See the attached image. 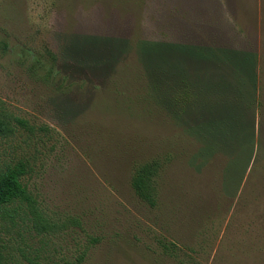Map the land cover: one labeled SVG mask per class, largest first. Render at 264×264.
<instances>
[{
	"label": "rangeland",
	"instance_id": "obj_1",
	"mask_svg": "<svg viewBox=\"0 0 264 264\" xmlns=\"http://www.w3.org/2000/svg\"><path fill=\"white\" fill-rule=\"evenodd\" d=\"M0 120L2 264H264V0H0Z\"/></svg>",
	"mask_w": 264,
	"mask_h": 264
},
{
	"label": "trees",
	"instance_id": "obj_2",
	"mask_svg": "<svg viewBox=\"0 0 264 264\" xmlns=\"http://www.w3.org/2000/svg\"><path fill=\"white\" fill-rule=\"evenodd\" d=\"M54 56V55H53ZM225 61L226 63L228 62ZM237 65H235L236 68ZM251 70V66H250ZM254 71V68H253ZM251 73H246L245 76H250ZM251 79L249 78L248 81ZM238 88V87H237ZM235 95H239L236 91ZM181 95H178V97ZM237 97V96H236ZM179 100H184L181 96ZM255 105L259 107L261 105V101L255 97ZM232 111L230 113V119L228 122H234L233 124H229V126H234L238 128V124L240 123V119L237 118L234 114L233 106H231ZM241 124V123H240ZM238 125V126H237ZM4 126L3 122L0 120V129ZM236 131V130H234ZM161 167V163L157 159H152L150 161L144 162L142 164L137 165L134 168L131 185L135 190L136 195L147 202L150 206H154L156 204V187H155V177L158 174V171ZM25 173V169L23 164H16L14 167L7 168L6 170H0V212L5 209V207L15 203L26 201L28 203L32 202L31 195L27 191L26 185L21 181V176ZM0 264L1 261H0Z\"/></svg>",
	"mask_w": 264,
	"mask_h": 264
}]
</instances>
